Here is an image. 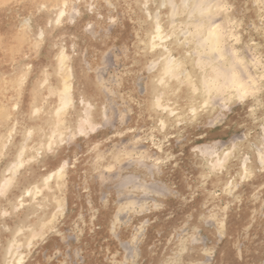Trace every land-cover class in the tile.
<instances>
[{
	"label": "clouds",
	"instance_id": "9594fccd",
	"mask_svg": "<svg viewBox=\"0 0 264 264\" xmlns=\"http://www.w3.org/2000/svg\"><path fill=\"white\" fill-rule=\"evenodd\" d=\"M0 264H264V0H0Z\"/></svg>",
	"mask_w": 264,
	"mask_h": 264
}]
</instances>
